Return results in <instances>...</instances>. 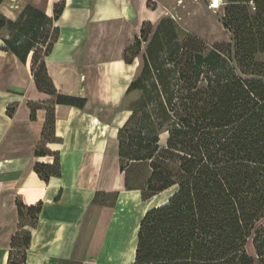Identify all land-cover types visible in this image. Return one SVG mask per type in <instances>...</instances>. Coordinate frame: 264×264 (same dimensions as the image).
I'll return each mask as SVG.
<instances>
[{"label":"trees","instance_id":"1","mask_svg":"<svg viewBox=\"0 0 264 264\" xmlns=\"http://www.w3.org/2000/svg\"><path fill=\"white\" fill-rule=\"evenodd\" d=\"M224 4L223 23L233 35L238 72L197 63L205 41L182 34L165 16L155 23L145 21L140 35L124 51L129 64L141 59L126 93L141 91L144 100L118 130L121 171L126 172V159L150 162L144 199L176 187L166 202L143 216L131 264H264V61L258 60L264 54V0H224ZM147 5L155 8L156 2L148 0ZM65 6V0L55 3L50 17L27 4L11 25L33 46L22 53L15 40L3 37L2 48L23 63L32 53L37 88L56 96L58 103L75 104L73 96L57 93L46 64L60 35L55 20ZM6 20L13 19L0 13V25ZM54 103L28 101L33 120L39 108L46 109L42 136L51 125L52 141L58 139L53 132ZM139 113L143 131L136 133L132 126ZM166 124L168 138L161 146L156 129ZM41 143L35 154L55 155V160L37 162L34 169L48 181L60 175V162L57 153L41 149ZM16 204L20 224L8 264L25 261L31 232L24 226L35 225L42 206L26 205L19 198ZM250 240L255 256L247 249Z\"/></svg>","mask_w":264,"mask_h":264},{"label":"crops","instance_id":"2","mask_svg":"<svg viewBox=\"0 0 264 264\" xmlns=\"http://www.w3.org/2000/svg\"><path fill=\"white\" fill-rule=\"evenodd\" d=\"M59 1L26 4L53 17L54 4ZM65 1L62 15L55 20L60 35L46 57L47 70L58 94L84 98L87 89L76 73L83 68L75 59L83 48H90L91 44L85 45L87 37H98V29L108 31L112 26L115 32L119 26L124 27L119 36L123 53L131 43L126 42L127 38L140 35L145 21L155 23L166 15H175L172 0H154L155 8L148 7V0ZM128 64L125 60L115 61L106 67L125 73L121 76L125 91L131 82V75L126 77L131 72ZM27 68V63L12 51L0 50V264H8L14 250L12 239L20 224L17 198L26 205L42 203L35 225L24 226L31 232V241L22 264H122L134 260L140 222L149 208L142 209L147 202L142 199L141 189L126 185L127 174L120 168L118 129H107L108 124L86 108L55 99L53 132L58 139L48 141L47 147L59 157L60 175L48 181L41 178L35 164L53 163L55 155L35 154L43 139L47 111L39 108L36 119H31L28 101H51L55 96L40 91ZM22 89L24 96L16 92ZM15 103L11 116L8 111ZM171 188L169 197L176 187ZM110 194L119 195L114 205L98 200ZM102 208L109 209L110 217L102 237L95 239L97 229L93 230V225ZM126 252L131 259L124 257Z\"/></svg>","mask_w":264,"mask_h":264},{"label":"rangeland","instance_id":"3","mask_svg":"<svg viewBox=\"0 0 264 264\" xmlns=\"http://www.w3.org/2000/svg\"><path fill=\"white\" fill-rule=\"evenodd\" d=\"M3 1L0 5V13H6L8 22L0 25L2 30L0 31V50H3L4 42L3 37L8 38L9 40H15V45L17 49L24 53L27 49L33 46L34 43L28 40L27 37H18L15 27L11 25V22L16 19L18 11L26 3L34 4L36 0H0ZM173 6H171L172 12L175 14L174 17L169 14L165 17L171 18L179 31L184 33H192L200 37L206 43V49L201 53L197 54L196 61L200 65H211L219 68L221 70H230L238 72V64L236 62L233 50V35L229 29L224 27L223 17L225 13V4L220 8L211 9L209 8V0H172ZM35 5V4H34ZM24 9V8H23ZM5 15V14H4ZM28 16V13L26 14ZM36 20V19H35ZM41 18H38V21ZM45 21V19L43 20ZM1 24V23H0ZM124 30L121 29V26L118 27L117 31L114 32V28L110 26L109 30L98 29V37L89 36L87 37L88 44L90 48H83L80 53L76 56V61L82 66V70H78L76 73L80 75V80L82 81L83 87H85L88 94L85 97V101H82L79 96H73V102L80 108H86L90 112L100 116L101 122L108 124L107 129H120L125 122L130 118L132 114V108H139L143 103L144 96L141 91H134L132 93H126L123 89L124 84L122 83L121 76H125L124 72H121L117 69L113 71L106 70L108 63H113L115 61H123L122 56L124 52L121 53V40L119 36ZM150 34L153 32V29L149 28ZM108 32V34H107ZM149 34V35H150ZM7 39V40H8ZM19 42V43H18ZM90 42V43H89ZM127 43H130L129 46L134 42V38H127ZM231 44L232 46H229ZM2 45V46H1ZM128 44H126L127 46ZM103 46H106V50ZM127 46V47H129ZM41 47V46H40ZM126 47V48H127ZM114 48V49H113ZM45 45H42V50L40 51V57L36 65L38 68L40 58H42L43 50ZM114 51H111V50ZM124 49V48H123ZM145 49V45L143 46ZM258 60L264 61V54L258 56ZM26 64V63H25ZM129 65V64H128ZM141 66V59L139 57L135 58L130 66H127L128 72L126 77L128 78L131 75V80L138 74ZM27 71L30 70L32 77V53L29 55L27 60ZM23 72V71H22ZM17 94L24 96V89L17 90ZM66 95V94H65ZM84 98V97H83ZM57 100L56 96L54 100H51L53 103ZM17 103L9 108L8 114L13 116L16 110ZM150 108H152L150 106ZM139 110V109H138ZM142 114L139 113L137 117V124L132 126V129L136 130V133L143 131L142 125ZM169 125H164L161 129H156L159 135V144L165 146L168 138V127ZM51 125L47 126V132L44 139L41 143V149L47 147V142L53 139ZM118 132V131H117ZM118 136V133H117ZM127 137V136H126ZM128 142V139L127 141ZM124 164L126 166L127 182L129 188H138L142 191V199L147 202V205H142V209L148 207L152 208L155 204L162 203L167 200L169 195L172 193V188H168L156 195L151 196L148 199L143 198V190L146 188V182L151 174L150 162L147 160L140 161H129L125 160ZM175 189V188H174ZM119 195H105L100 197L98 200L103 204L114 205L118 200ZM135 197V196H133ZM108 208H102V211L98 213L94 221V228L97 229L95 232V239L98 234V226L100 222V216L102 214L106 215L108 213ZM119 211V210H118ZM142 211V210H140ZM118 215V214H117ZM248 251L255 256V249L250 240L247 244ZM14 256L17 255V251L14 252ZM125 258L131 259L130 254L126 252L124 255ZM134 260H127L126 262H121L122 264H131ZM68 264H87L82 262L70 261Z\"/></svg>","mask_w":264,"mask_h":264},{"label":"bare ground","instance_id":"4","mask_svg":"<svg viewBox=\"0 0 264 264\" xmlns=\"http://www.w3.org/2000/svg\"><path fill=\"white\" fill-rule=\"evenodd\" d=\"M110 217V214L107 213L106 215H102L101 218H100V224L101 226H99V229H98V234H97V239L101 238L102 237V234H103V231L106 227V224H107V220L109 219Z\"/></svg>","mask_w":264,"mask_h":264},{"label":"built area","instance_id":"5","mask_svg":"<svg viewBox=\"0 0 264 264\" xmlns=\"http://www.w3.org/2000/svg\"><path fill=\"white\" fill-rule=\"evenodd\" d=\"M223 4V0H209V8L217 9L220 8Z\"/></svg>","mask_w":264,"mask_h":264}]
</instances>
